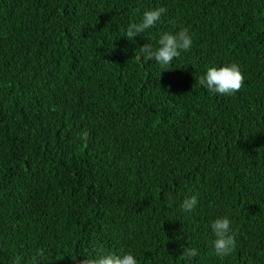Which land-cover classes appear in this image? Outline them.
<instances>
[{"label":"trees","instance_id":"obj_1","mask_svg":"<svg viewBox=\"0 0 264 264\" xmlns=\"http://www.w3.org/2000/svg\"><path fill=\"white\" fill-rule=\"evenodd\" d=\"M183 28L194 45L170 68L142 58ZM233 62L238 93L199 82ZM225 215L237 247L221 257L211 222ZM101 248L264 264V0H0V264H82Z\"/></svg>","mask_w":264,"mask_h":264},{"label":"clouds","instance_id":"obj_2","mask_svg":"<svg viewBox=\"0 0 264 264\" xmlns=\"http://www.w3.org/2000/svg\"><path fill=\"white\" fill-rule=\"evenodd\" d=\"M167 8L158 7L146 10L138 23L128 26L126 37L135 41L142 33H147L161 23L167 13ZM194 45V37L189 28H183L178 32H165L158 40V47L154 48L150 43L140 48L142 58L148 61H155L160 68L168 69L173 61L181 57L183 52L190 51ZM208 91L215 95H234L238 93L246 82V74L238 63L225 64L224 66H211L206 70L205 76L199 81ZM200 200L197 195L186 197L181 208L186 213H193L199 206ZM212 233L215 239L212 240V247L218 256L226 257L231 255L237 247V233L234 230V221L227 215L218 217L211 222ZM185 254L188 258L195 259L200 255L197 248L187 247ZM45 250L40 249L38 257H43ZM82 264H139L137 253L132 250H105L101 248L95 255H86ZM13 264H25L23 256H17ZM35 264H39L37 259Z\"/></svg>","mask_w":264,"mask_h":264}]
</instances>
